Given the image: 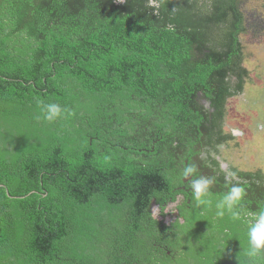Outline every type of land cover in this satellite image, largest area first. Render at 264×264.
I'll return each instance as SVG.
<instances>
[{
    "label": "trees",
    "instance_id": "16d2710c",
    "mask_svg": "<svg viewBox=\"0 0 264 264\" xmlns=\"http://www.w3.org/2000/svg\"><path fill=\"white\" fill-rule=\"evenodd\" d=\"M244 1L0 0V264H264L179 190L244 89ZM239 176L255 208L264 176Z\"/></svg>",
    "mask_w": 264,
    "mask_h": 264
},
{
    "label": "rangeland",
    "instance_id": "374dc122",
    "mask_svg": "<svg viewBox=\"0 0 264 264\" xmlns=\"http://www.w3.org/2000/svg\"><path fill=\"white\" fill-rule=\"evenodd\" d=\"M243 8L248 23V31L241 35L245 47L244 65L248 69L244 89L241 94L226 101L221 118L224 119L223 125L219 124V134L211 141L215 145L211 153H206L205 148L200 146L201 154L194 159L199 174L216 177L213 190H219V185L224 184L225 172L235 170L237 173L264 176V1L245 0ZM202 105L208 109V103ZM233 130L236 135H233ZM242 181L236 176L233 182L242 184ZM216 198L214 194L213 199ZM182 200L180 196L177 204H182ZM175 208L176 205H172L169 211L174 213ZM154 212L158 214L156 208ZM194 215L189 214L191 217ZM191 230L193 228L189 227L182 231L187 234Z\"/></svg>",
    "mask_w": 264,
    "mask_h": 264
},
{
    "label": "clouds",
    "instance_id": "9594fccd",
    "mask_svg": "<svg viewBox=\"0 0 264 264\" xmlns=\"http://www.w3.org/2000/svg\"><path fill=\"white\" fill-rule=\"evenodd\" d=\"M40 111L41 115L36 119L51 123L61 118L68 109L53 102L42 104ZM236 134L237 132L233 130V135ZM179 175L192 190L191 197L197 208L205 211L214 208L216 217L223 219L227 216L232 222L244 226L246 238L244 253L247 257L254 260L264 256V201L258 202L255 208L249 207L245 202L247 196L245 187L233 182L236 179L234 171L224 173L226 191L215 200L212 192L215 176L199 174L197 166L192 163L185 164Z\"/></svg>",
    "mask_w": 264,
    "mask_h": 264
},
{
    "label": "flooded vegetation",
    "instance_id": "af4514ba",
    "mask_svg": "<svg viewBox=\"0 0 264 264\" xmlns=\"http://www.w3.org/2000/svg\"><path fill=\"white\" fill-rule=\"evenodd\" d=\"M209 106V105H208ZM235 173H236V176L238 177V178H240V179H243V178H241V176H239V174H245V172H239V173H237L235 170H233ZM183 182H184V184L186 185L185 187H181V188H179V190H181V191H183V190H185V191H187L188 193V195L190 196L191 195V189L188 187V184H187V182L185 181V180H183ZM180 196H182V203L183 202H185L188 198L185 196V195H183V194H181V193H179L178 195H177V197H176V200H175V202H170V203H168L167 205H166V207H164V209H163V212H162V210H159V207L158 206H156L155 208L158 210V215L160 216L159 217V219H160V221H162V222H164L166 225H169L170 226V223L172 222V221H174L177 217L175 216V215H179V214H177L178 212L177 211H175L174 213H171L170 211H169V209H170V207L172 206V205H176V207H177V203L179 202V197ZM188 202H189V200H188ZM187 202V203H188ZM171 221V222H168V221Z\"/></svg>",
    "mask_w": 264,
    "mask_h": 264
}]
</instances>
